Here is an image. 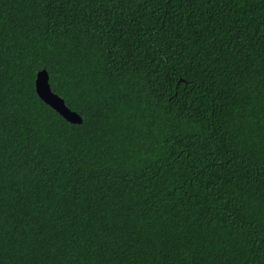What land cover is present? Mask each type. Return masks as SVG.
Segmentation results:
<instances>
[{
	"label": "trees",
	"instance_id": "obj_1",
	"mask_svg": "<svg viewBox=\"0 0 264 264\" xmlns=\"http://www.w3.org/2000/svg\"><path fill=\"white\" fill-rule=\"evenodd\" d=\"M0 264H264V0H0Z\"/></svg>",
	"mask_w": 264,
	"mask_h": 264
},
{
	"label": "water",
	"instance_id": "obj_2",
	"mask_svg": "<svg viewBox=\"0 0 264 264\" xmlns=\"http://www.w3.org/2000/svg\"><path fill=\"white\" fill-rule=\"evenodd\" d=\"M34 89L39 100L66 122L73 125H78L82 122L81 117L76 112L68 109L64 100L52 92L49 85V77L45 70H40L36 73Z\"/></svg>",
	"mask_w": 264,
	"mask_h": 264
}]
</instances>
